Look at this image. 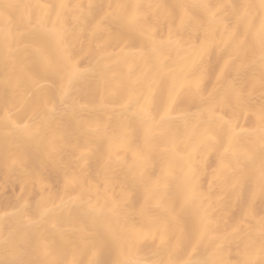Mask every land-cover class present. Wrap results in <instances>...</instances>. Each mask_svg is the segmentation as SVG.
<instances>
[{
  "label": "bare ground",
  "instance_id": "obj_1",
  "mask_svg": "<svg viewBox=\"0 0 264 264\" xmlns=\"http://www.w3.org/2000/svg\"><path fill=\"white\" fill-rule=\"evenodd\" d=\"M262 110L261 0H0V264H264Z\"/></svg>",
  "mask_w": 264,
  "mask_h": 264
},
{
  "label": "rangeland",
  "instance_id": "obj_2",
  "mask_svg": "<svg viewBox=\"0 0 264 264\" xmlns=\"http://www.w3.org/2000/svg\"><path fill=\"white\" fill-rule=\"evenodd\" d=\"M56 187V182L51 176H46L44 179V192L53 190ZM0 192L7 198L10 199L9 205H13V197L20 195L21 185L13 180L12 178H7L5 180L0 179ZM0 193V194H1ZM32 197V196H31Z\"/></svg>",
  "mask_w": 264,
  "mask_h": 264
},
{
  "label": "snow or ice",
  "instance_id": "obj_3",
  "mask_svg": "<svg viewBox=\"0 0 264 264\" xmlns=\"http://www.w3.org/2000/svg\"><path fill=\"white\" fill-rule=\"evenodd\" d=\"M262 6H264V0H261ZM261 120L264 121V110L261 111Z\"/></svg>",
  "mask_w": 264,
  "mask_h": 264
}]
</instances>
